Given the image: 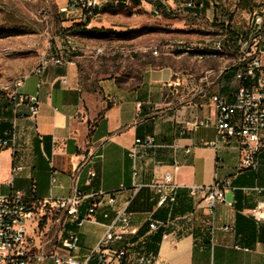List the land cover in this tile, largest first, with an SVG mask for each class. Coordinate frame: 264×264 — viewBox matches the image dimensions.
<instances>
[{"label":"crops","instance_id":"obj_1","mask_svg":"<svg viewBox=\"0 0 264 264\" xmlns=\"http://www.w3.org/2000/svg\"><path fill=\"white\" fill-rule=\"evenodd\" d=\"M158 1L168 9L169 0ZM196 1L197 10L184 8L183 13L208 19L216 10L212 0ZM67 2L55 0L58 11ZM118 4L97 0L98 10L109 6L114 13L91 16L87 28L125 31L148 27L153 21L149 15L154 7L145 1L130 3L131 15H124ZM62 16L68 28L85 20L77 10ZM154 40L149 31L126 42L67 40L72 51L85 53L83 58L124 56L135 63L138 55H150L135 78L120 79L116 72L96 82L91 77L82 81L80 57L71 54L62 65L49 66L38 86L33 71L44 52L16 77L27 76L20 93L35 95L39 111L35 120L18 118L27 115L26 108L16 111L6 97L0 98V140L13 137L0 148V195L20 191L32 205L33 216L25 223L32 254L71 255L96 264L92 251L117 212L127 207L136 234L108 245L110 250L126 251L123 264H133L139 255L156 264H264V193L256 190L264 187V150L257 154L255 168L245 169L239 165L236 148H214L215 128L196 126L215 117L203 91H219L231 101L232 85L219 88L220 69L202 72L208 59L203 56L213 52L188 57V53L164 51L161 63L155 64ZM194 58L200 61L193 64ZM211 60L220 64V59ZM119 68L121 72L123 67ZM198 71L203 74L195 78ZM208 72H212L208 83H203ZM136 139L153 143L139 149L133 176L129 152ZM165 174L179 189L173 204L157 207V195L148 184ZM222 180L233 190L225 192L224 202L211 213L201 197L189 194L190 186H212ZM76 192L84 196L77 212L80 225L51 204ZM209 220L211 224L206 223ZM151 222L158 224L156 229H149ZM69 235L78 238L73 251L62 246Z\"/></svg>","mask_w":264,"mask_h":264},{"label":"built area","instance_id":"obj_2","mask_svg":"<svg viewBox=\"0 0 264 264\" xmlns=\"http://www.w3.org/2000/svg\"><path fill=\"white\" fill-rule=\"evenodd\" d=\"M225 0H214V5H222ZM254 7L248 18L246 30L243 33L229 35L226 31L219 40L211 41L206 48L213 49V56H228L234 58V65H230L225 70L230 75L232 83L231 101L227 97L216 93H203L208 97V105L214 110L213 121L206 118L196 123V126H213L216 130V138L212 143L214 148L234 147L240 153L239 165L241 168L254 169L256 156L264 150V10L261 0H254ZM114 3H117L115 1ZM97 6V0H68L66 7L60 9V13H68L71 10L81 12L82 17H91L93 10ZM200 6L196 0H183V8L195 11ZM154 8V14H158ZM227 25V24H226ZM227 27V26H226ZM189 49H185L187 52ZM64 63L62 59L52 57L44 52L36 65L33 73L39 77V85L42 83L43 73L49 66H60ZM212 72L204 73L203 83H208ZM223 72H219V76ZM218 76V77H219ZM17 81L13 92L0 95L6 97L15 110L25 107L27 115L18 114V118L27 117L35 120L39 103L35 95H24L20 93L24 81ZM5 133V137H8ZM10 139L0 140V148L8 145ZM152 140L142 141L136 139L129 152L132 160L133 176L136 175L135 161L139 149L149 147ZM17 167L15 170H19ZM176 169V168H174ZM157 195V207L173 204L176 200V192L179 187L174 183L170 174H165L158 181L148 184ZM228 190H233L229 182L222 180L212 186H190L189 194L192 197H201L206 203V207L212 212L214 206L224 202V194ZM264 193V187L256 189ZM84 196L76 192L66 199L54 200L51 202L56 208L76 220L80 225L81 220L77 212ZM260 209V206L257 207ZM90 213L93 210L89 211ZM33 216V207L24 197L22 192L14 191L7 195H0V264H92L88 260L77 261L71 255L58 254H32L27 248L25 223ZM256 220L260 216L254 215ZM131 214L127 207L120 209L114 220L107 226L103 237L99 240L92 251L96 255V264H123L126 251L110 250L108 245L113 242H122L126 237L135 235V230L131 227ZM206 223L211 224V221ZM158 224L151 222L149 229H156ZM163 227L165 225L161 224ZM78 238L76 235H69L62 241V246L68 251L77 248ZM48 260L46 263L45 261ZM133 264H156L146 256L139 255Z\"/></svg>","mask_w":264,"mask_h":264},{"label":"rangeland","instance_id":"obj_3","mask_svg":"<svg viewBox=\"0 0 264 264\" xmlns=\"http://www.w3.org/2000/svg\"><path fill=\"white\" fill-rule=\"evenodd\" d=\"M127 1L129 2L127 5L118 4L117 7L124 15H131L132 2ZM140 1L151 4L159 12L157 15L152 13L149 15L153 21L148 27L125 31L112 29L105 31L102 28L101 33H96L98 38L89 40L126 42L136 38L134 37L136 31L141 33L149 31L155 39L154 45L158 50L154 63L160 64V56L164 51L174 54L188 53V57L198 53L213 52V49L206 47L211 41L219 40L226 26V30L231 35L246 30L248 18L254 7V0H225L222 5L213 6L216 10H213L207 19L204 16L183 13V0H169V3H166L168 9L158 0H138L137 3ZM261 2L264 10V0ZM64 21V16L58 11L55 0H0V95L13 92L17 81L23 80L25 76L16 77L24 74L25 69L34 65L42 52H47L52 57L58 56L63 61L68 60L71 54L79 56L78 67L82 81L91 77V81L96 82L98 78L113 76L116 72L120 79H127L130 75L135 78L141 73L144 63L150 61V55L147 54L134 58L136 65L134 62L129 63L128 58L124 56L83 58L82 56H86L85 53L76 48L72 51V47L66 43L68 39L81 38L73 36L67 30L68 27L62 24ZM186 48L189 50L184 52ZM217 58L204 59L202 72L205 69H220L219 72L223 73L218 78L219 88L221 86L225 88L228 84L231 86L230 75L225 70L230 65H234V58L228 56H221L218 58L220 60ZM211 59L218 60L220 64ZM191 61L196 64V61L200 60L194 58ZM120 65L123 69L118 72ZM202 72L198 71L195 78H198Z\"/></svg>","mask_w":264,"mask_h":264},{"label":"trees","instance_id":"obj_4","mask_svg":"<svg viewBox=\"0 0 264 264\" xmlns=\"http://www.w3.org/2000/svg\"><path fill=\"white\" fill-rule=\"evenodd\" d=\"M113 2H115V1H117V4L120 2V0H112ZM138 0H135V1H132L131 0V2L132 3H135V2H137ZM196 3H197V1H196ZM197 5H199L198 3H197ZM105 12H108V13H114V10L112 9V7H109V6H107V7H105V8H103V9H101V10H98L97 8H95L94 10H93V12H92V16L93 15H97V14H99V13H105ZM90 18L91 17H85V20H84V22L83 23H75V24H73L72 26H70L69 28H67V30L73 35V36H76V37H79V38H81V39H93V38H98L99 36H97L96 37V33H101V31H103V29H95V28H91V29H88L87 28V25H88V23H89V21H90ZM226 29H227V27H226ZM225 29V31L229 34V35H231L230 34V32L228 31V30H226ZM99 31V32H98ZM105 31H109L108 29L107 30H105ZM138 31H136V32H134V33H136V34H134V37H137V36H139L140 34H142L141 32H138ZM132 34H133V32H131ZM159 239H160V236H159V238L157 237L156 238V241H159ZM150 249H152L153 250V252H155V249H153V248H151L150 247Z\"/></svg>","mask_w":264,"mask_h":264},{"label":"bare ground","instance_id":"obj_5","mask_svg":"<svg viewBox=\"0 0 264 264\" xmlns=\"http://www.w3.org/2000/svg\"><path fill=\"white\" fill-rule=\"evenodd\" d=\"M212 49V48H211ZM154 54H157V52H154ZM199 58V57H198Z\"/></svg>","mask_w":264,"mask_h":264},{"label":"water","instance_id":"obj_6","mask_svg":"<svg viewBox=\"0 0 264 264\" xmlns=\"http://www.w3.org/2000/svg\"><path fill=\"white\" fill-rule=\"evenodd\" d=\"M132 1H135V0H132Z\"/></svg>","mask_w":264,"mask_h":264}]
</instances>
